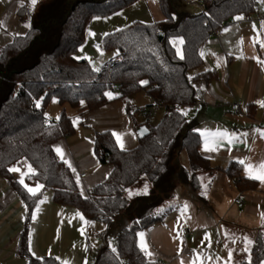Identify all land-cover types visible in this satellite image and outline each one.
<instances>
[{
    "label": "trees",
    "instance_id": "trees-1",
    "mask_svg": "<svg viewBox=\"0 0 264 264\" xmlns=\"http://www.w3.org/2000/svg\"><path fill=\"white\" fill-rule=\"evenodd\" d=\"M136 1L48 0L36 14L23 9L21 15L29 23L27 33L0 46V176L27 208L17 255L29 264L61 263L54 257L38 259L30 254L28 223L41 194L30 195L8 171L15 162L26 159L35 169L29 181L51 190L56 203L77 208L88 221L108 224L107 232L116 236L117 248L101 245L94 264H152L137 246V233L162 221L157 208L174 196L177 184L198 189V173L210 169L199 151L196 120L178 109H191L198 102L196 79L190 71L201 63L202 43L236 17L254 14L262 0H203L197 14L178 12L172 0H159L165 20L134 22L104 36L102 50L119 58L111 75L102 69L93 71V61L75 59L94 18ZM177 37L183 39L182 59L169 43ZM112 83L118 89L116 98L125 102L128 112L134 111L131 99L147 91L162 104L164 116L130 150L119 149L110 132L98 133L94 152L100 163L112 165L113 170L107 180L83 196L53 149L72 128L70 119L63 111L58 123L45 124V108L53 99L78 112L98 108L109 101L105 93L111 92ZM183 152L189 169L180 163ZM238 173L239 167L231 165L230 176L235 179ZM142 180L150 183L149 193L130 198L129 191ZM262 259L264 242L259 240L252 261L244 264H258Z\"/></svg>",
    "mask_w": 264,
    "mask_h": 264
},
{
    "label": "crops",
    "instance_id": "crops-1",
    "mask_svg": "<svg viewBox=\"0 0 264 264\" xmlns=\"http://www.w3.org/2000/svg\"><path fill=\"white\" fill-rule=\"evenodd\" d=\"M37 1L39 2L36 0L35 5ZM172 1L176 11L190 14L201 12L203 3V0ZM30 7V0H0V46L11 42L14 36L27 33L29 23L26 15L22 16L21 12ZM239 17L240 19L236 17L223 25L202 43L199 48L201 63L190 71L191 77L196 79V88L203 92L205 103L198 101L191 109L184 110L188 118L197 122L199 151L208 160L210 169L198 173V189H193L188 184H177L174 196L157 208L162 221L140 231L144 234V241L151 253L145 255L152 264L250 263L256 243L259 240L264 242V183L248 178L245 173V165H252L255 170L264 162V138L261 137V131H264V107L257 103L264 102V47H261L264 44V0L259 3L254 14ZM163 20L165 17L159 0H137L115 13L94 18L86 29L85 41L75 57L94 63L95 59H99L102 64L105 55L102 50L104 36L134 22L150 24ZM90 32L94 35H89ZM179 47L183 55V44ZM110 93L112 97L106 104L84 112H78L68 105L61 106L57 99L50 101L45 108L47 117L54 118L56 123L63 111L70 119L72 128L62 134L54 143L53 149L59 147L64 158L61 159L54 151L57 159L63 163L66 159L71 164L72 167L69 168L64 163L73 174L76 184L77 177L79 178L77 186L83 196H87L98 184L107 180L113 170L112 165L100 163L94 152L97 134H122L123 150H130L138 144V128L146 123L142 112H128L125 102L116 98L117 93ZM152 103L153 98L147 91L138 93L130 101L131 106L138 108ZM234 103L240 105L243 118L238 117L232 109ZM139 114L144 116L143 120L139 118ZM201 131L206 134L227 132L234 138L229 143L227 139L209 137L210 142H219L210 144L215 147V151H205ZM113 138L121 149L114 136ZM180 163L184 168H190L185 152L180 156ZM231 165L239 167L238 177L235 179L229 174ZM30 166L35 173L34 167ZM11 174L18 182L23 178V186L34 188L36 184L43 185L38 181L30 182L29 178L33 174L28 170L22 173L23 176L19 171ZM145 186L148 194L151 185L142 180L129 191L132 193L129 197L146 195ZM239 192L245 193L247 197L242 208L233 202ZM38 194H41L43 201L56 208L58 216L69 217L70 221L76 220L79 226L86 219L77 208L56 203L53 192L46 193L42 187L36 193ZM38 208L39 204L34 209L35 217ZM66 208L75 209L68 211ZM26 210V205L17 192L0 176V264H29L27 259L17 255L26 224ZM35 221L36 219H32L28 234L29 251L33 257H54L61 264L95 263L98 248L92 251L91 259L80 257L77 263L63 256L60 251H52L44 246L40 248L37 245L39 237ZM95 221L107 228L104 221ZM86 223L88 225V220ZM184 229L190 232L189 235L183 234ZM116 248L117 240L115 248L111 249ZM258 264H264V259Z\"/></svg>",
    "mask_w": 264,
    "mask_h": 264
},
{
    "label": "rangeland",
    "instance_id": "rangeland-1",
    "mask_svg": "<svg viewBox=\"0 0 264 264\" xmlns=\"http://www.w3.org/2000/svg\"><path fill=\"white\" fill-rule=\"evenodd\" d=\"M46 1L48 0H39V2L37 1V4L32 5V7H30V10H33V13L36 14L38 7ZM113 56L114 52L105 53L103 59L106 62L110 59V57ZM95 60L96 61L94 68L99 69L97 71L99 72L102 68V64L99 59ZM150 99L151 98L149 97L148 100ZM164 112L165 111L163 108H161L157 112V114L155 115V124H158L162 120ZM139 118L143 120L144 116L139 114ZM14 164V167H17L19 169V172H21V176H23L22 173L26 172L28 166L30 165L25 159H21L15 162ZM14 164H12L11 166L13 167ZM46 193L52 194L50 190H46ZM38 204L39 208L37 210V215L35 218H33L32 213L34 212V209L36 210ZM66 209L70 211L69 209L75 208ZM32 213L30 217V222L28 223V234L30 233L32 219L33 221L34 219H36V233L39 237L37 245H39L40 248L44 246L45 248L47 247L52 251H60L63 253V256L69 258L71 261H74L76 263L79 261L80 257L91 259V257H93L92 251L104 244V241L99 238L100 233H106L105 242L111 248H115L116 246V236L113 233H108L107 228L101 222L89 220L87 225V220L83 218V224L79 226L76 220L70 221L69 217L58 216L59 213L58 211H56V208H54V206H51L49 203L47 204L45 201H43L42 197H40L36 202ZM80 251H83V253Z\"/></svg>",
    "mask_w": 264,
    "mask_h": 264
},
{
    "label": "snow or ice",
    "instance_id": "snow-or-ice-1",
    "mask_svg": "<svg viewBox=\"0 0 264 264\" xmlns=\"http://www.w3.org/2000/svg\"><path fill=\"white\" fill-rule=\"evenodd\" d=\"M30 3L32 5H35L36 0H30ZM95 19H99V17H96ZM236 19H240V17H237ZM225 31H227V29H225ZM89 35H94V34L90 32ZM169 43L172 44L173 47L175 48L177 56H179L182 59L183 56L181 54V48L179 47V45L183 44V40L181 38L177 37L175 39H170ZM261 47H264V44H261ZM97 50L100 51L99 48H97ZM203 55H204V53L202 51L201 52V57H203ZM75 59H80V57H75ZM84 59H88V57H84ZM98 70L99 69H97V68H93V71H98ZM140 83L143 85V84H146L147 81H140ZM105 95L108 96L109 98L112 97L111 93H107L106 92ZM35 103H36V107L39 108L40 107V101L37 100ZM257 103L261 104V106L264 107V102L257 101ZM81 104H83V101H81ZM178 111H180L182 115L186 114L185 110L178 109ZM45 116L47 118V114H45ZM112 135L115 137L116 142L119 145V147L123 150L124 145H123L122 140H121L122 134H118L116 132H113ZM200 135H201V137L204 138V141H205V143H204L205 151H215V147L214 146H210V144L219 142L218 140L215 141V142H210L209 137L227 139L229 143H231L232 139L234 138L233 135H230L227 132H219V131L215 132V133H207V134L204 131H201ZM261 137L264 138V131H261ZM54 151L56 152V154L58 156L61 157V159L64 158L63 157V153H62V151H61V149L59 147L54 148ZM64 163L67 164L69 168L72 167L71 164L66 159L64 160ZM241 163H243V161H241ZM27 170H28L29 173H32L33 175L35 174L33 169H32V167L30 165L28 166ZM8 171L17 172V171H19V169L16 168V167H11V168L8 169ZM72 171H73V173H75V169L74 168L72 169ZM245 173H246L248 178L254 179V180H259L262 183H264V162H262L260 165H258L255 170H253V166L252 165H245ZM20 183L22 185L24 184L23 178H21ZM77 184L79 185V178L78 177H77ZM24 186L27 189L28 193L30 195H33V196H35L36 193L43 187V185H41V184H36V186L34 188L33 187H28L27 185H24ZM145 194H147V187L146 186H145ZM131 195H132V193L129 192V196L130 197H131ZM32 215H33V218H35V212H33ZM77 215H80V214L77 213ZM81 219H83V217H81ZM137 237H138V245L137 246L140 248V250L142 252H144L146 255H151V253L148 251L147 245H146V243L144 241V238H143L144 234L142 232L137 233ZM248 243H251V241H248ZM65 264H66V262H65Z\"/></svg>",
    "mask_w": 264,
    "mask_h": 264
},
{
    "label": "built area",
    "instance_id": "built-area-1",
    "mask_svg": "<svg viewBox=\"0 0 264 264\" xmlns=\"http://www.w3.org/2000/svg\"><path fill=\"white\" fill-rule=\"evenodd\" d=\"M119 58L114 57V58H110L109 60H107L106 62L104 61L102 63V70L108 72L109 75H111V73L113 72L115 65L118 63ZM117 86L112 83L111 84V92L116 93L117 92ZM196 95H197V99L200 103H205V98L203 95V92L200 89L196 90ZM163 108L162 104L158 101V100H153V103L149 106H144L141 108H138L136 106L133 107L134 111H140L142 112L145 117H146V123H147V127L149 129L154 128L157 124H155V115L157 114V112ZM232 109L237 113L238 117L243 118L244 117V113L241 111L240 109V105L238 103H234L232 105ZM44 123L45 124H53L56 123V120L52 117H47L45 116L44 118ZM84 176V175H82ZM246 194L243 192H239L235 198H234V204L239 207L242 208L246 202ZM107 228H108V224H107ZM189 231L184 229L183 230V234L184 235H189ZM99 238L104 241V245H106L107 243L105 242L106 240V233H100L99 234ZM159 263H162L161 261H159Z\"/></svg>",
    "mask_w": 264,
    "mask_h": 264
},
{
    "label": "water",
    "instance_id": "water-1",
    "mask_svg": "<svg viewBox=\"0 0 264 264\" xmlns=\"http://www.w3.org/2000/svg\"><path fill=\"white\" fill-rule=\"evenodd\" d=\"M162 38H163V35L160 34V39H162ZM137 133H138V138L139 139H143L147 135L150 134V129L147 127V125H143V126H141V127L138 128Z\"/></svg>",
    "mask_w": 264,
    "mask_h": 264
}]
</instances>
